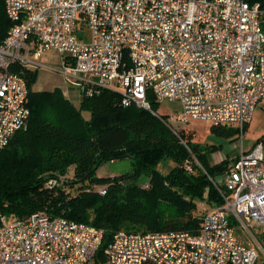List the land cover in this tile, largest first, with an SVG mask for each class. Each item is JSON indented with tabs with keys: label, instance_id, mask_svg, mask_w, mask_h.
<instances>
[{
	"label": "built area",
	"instance_id": "1",
	"mask_svg": "<svg viewBox=\"0 0 264 264\" xmlns=\"http://www.w3.org/2000/svg\"><path fill=\"white\" fill-rule=\"evenodd\" d=\"M12 22L0 43V151L25 128L29 108L18 63L58 72L80 94L107 88L123 106L161 117L147 96L178 102L165 124L192 120L239 130L264 101V5L246 0H4ZM55 52L60 67L40 59ZM208 179L222 203L196 231L113 233L101 264H264L262 144L242 149ZM55 180L49 183H55ZM105 186L98 188L104 194ZM104 230L37 210L0 212V264H95ZM245 240L253 241L251 244Z\"/></svg>",
	"mask_w": 264,
	"mask_h": 264
},
{
	"label": "trees",
	"instance_id": "2",
	"mask_svg": "<svg viewBox=\"0 0 264 264\" xmlns=\"http://www.w3.org/2000/svg\"><path fill=\"white\" fill-rule=\"evenodd\" d=\"M246 1L264 5V0ZM11 24L0 0V43ZM10 70L26 82L29 117L0 151L1 213L23 218L44 210L102 228L95 260L101 264L114 232L196 231L203 212L222 203L207 177L221 174L231 163L228 158L209 162L207 152L219 146L201 147L192 141L193 131L181 128L185 145L165 124V114L123 106L110 89L81 94L75 106L59 87L33 89L38 69L14 63ZM147 98L156 110L159 102L151 93ZM211 131L231 139L239 133L224 126H211ZM121 158L130 160V171L97 175L103 163ZM166 159L172 164L162 172L159 166ZM101 186L104 194L98 192Z\"/></svg>",
	"mask_w": 264,
	"mask_h": 264
},
{
	"label": "rangeland",
	"instance_id": "3",
	"mask_svg": "<svg viewBox=\"0 0 264 264\" xmlns=\"http://www.w3.org/2000/svg\"><path fill=\"white\" fill-rule=\"evenodd\" d=\"M45 64L54 66L55 68L60 67L59 57L55 52H48L44 54L41 59ZM59 87L62 93L67 97L75 106H78L81 94L79 90L71 87L64 78L56 71H48L43 69H38V77L33 85V89H43L52 87ZM180 105L178 102L169 101L168 99L161 100L156 108V113L158 114H172L176 109H179ZM83 116L88 117L89 113L83 111ZM177 127H184V131H189L194 129L195 136L193 138L194 143H198L201 146L207 145H217L214 151L207 152L209 162L213 164L215 159H219L221 155L229 153L227 156L231 157L240 149V142L244 148L252 145L253 139L264 135V105L257 104L253 112L251 122L249 126L245 129V133L242 138L238 137L236 139H229L211 131V125L208 122L200 120H192L186 124H175ZM172 161L169 159L163 160L159 168L162 172H166L169 167H171ZM130 171V160L128 158L116 159L113 161H107L103 163L97 170V175L99 176H112L120 173ZM200 208L203 205L198 206V210L195 213H200ZM203 210V209H202ZM255 232L264 233V227L255 228ZM246 243H253V241L245 240Z\"/></svg>",
	"mask_w": 264,
	"mask_h": 264
},
{
	"label": "crops",
	"instance_id": "4",
	"mask_svg": "<svg viewBox=\"0 0 264 264\" xmlns=\"http://www.w3.org/2000/svg\"><path fill=\"white\" fill-rule=\"evenodd\" d=\"M53 87H55V86H53ZM52 87V88H53ZM43 89H45V88H43ZM46 89H49V88H46ZM61 89V88H60ZM38 90H42V89H38ZM62 91V90H61ZM260 103V105L262 106V105H264V101H259L258 102V104ZM255 110V109H254ZM253 115V114H252ZM251 122V121H250ZM250 124V123H249ZM249 124L246 126V128L249 126ZM184 128V127H183ZM191 131H193L194 132V136H195V130L194 129H192ZM244 133H245V131H244ZM229 139H231V138H229ZM233 140V139H232ZM258 142H260L261 144H262V153H264V135H261V136H259V137H256L255 139H253V143H252V145L251 146H249V147H247V148H244V146L242 145V149L245 151H247V150H250L251 148H253V146L256 144V143H258ZM201 147H203V146H201ZM241 147V146H240ZM239 153H240V149H239V151L238 152H236L234 155H231V157H229V156H227L229 153H226L225 155L223 154V155H221L220 157H219V159H215L214 161H213V163H217V162H220L221 160H223V159H225V158H228V159H230V162H232L234 159H236V157L239 155ZM261 167H262V169H264V160H262V162H261Z\"/></svg>",
	"mask_w": 264,
	"mask_h": 264
}]
</instances>
